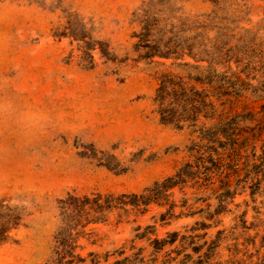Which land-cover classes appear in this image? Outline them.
Masks as SVG:
<instances>
[{
	"label": "rangeland",
	"instance_id": "rangeland-1",
	"mask_svg": "<svg viewBox=\"0 0 264 264\" xmlns=\"http://www.w3.org/2000/svg\"><path fill=\"white\" fill-rule=\"evenodd\" d=\"M263 17L262 0H0V264H264V190L230 204L236 231L226 212L194 232L191 188L155 195L192 143L161 121L160 75Z\"/></svg>",
	"mask_w": 264,
	"mask_h": 264
},
{
	"label": "trees",
	"instance_id": "trees-1",
	"mask_svg": "<svg viewBox=\"0 0 264 264\" xmlns=\"http://www.w3.org/2000/svg\"><path fill=\"white\" fill-rule=\"evenodd\" d=\"M218 28L207 57L192 55L196 64L178 63L188 69L160 75L155 99L161 121L192 137L190 160L158 183L155 195L160 198L162 191L179 185L193 189L204 219L196 222L194 232L215 227L226 212L234 214V231L249 229L248 211L233 213L229 206L239 191L249 190L253 197L264 190V31L239 25ZM248 33L254 37L243 49ZM246 96L262 101L260 109L233 111L228 106ZM230 235L222 231V238ZM70 263L72 259L65 264Z\"/></svg>",
	"mask_w": 264,
	"mask_h": 264
}]
</instances>
